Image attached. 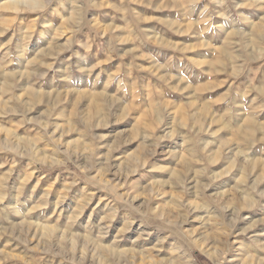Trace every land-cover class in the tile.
Masks as SVG:
<instances>
[{"label":"rangeland","instance_id":"obj_1","mask_svg":"<svg viewBox=\"0 0 264 264\" xmlns=\"http://www.w3.org/2000/svg\"><path fill=\"white\" fill-rule=\"evenodd\" d=\"M0 264H264V0H0Z\"/></svg>","mask_w":264,"mask_h":264},{"label":"bare ground","instance_id":"obj_2","mask_svg":"<svg viewBox=\"0 0 264 264\" xmlns=\"http://www.w3.org/2000/svg\"><path fill=\"white\" fill-rule=\"evenodd\" d=\"M35 2V1H34Z\"/></svg>","mask_w":264,"mask_h":264}]
</instances>
